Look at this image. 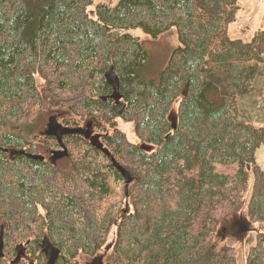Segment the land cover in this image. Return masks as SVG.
<instances>
[{"label": "trees", "instance_id": "1", "mask_svg": "<svg viewBox=\"0 0 264 264\" xmlns=\"http://www.w3.org/2000/svg\"><path fill=\"white\" fill-rule=\"evenodd\" d=\"M240 8L0 0V264H50V250L61 252L52 264H238L241 243L245 264H264V125L239 109L264 70V31L233 38ZM137 28L178 32L156 81L141 76L148 55ZM45 108L65 114V140H55L67 149L55 157V135H32ZM90 126L101 132L80 134ZM58 155L69 170L55 166ZM244 221L241 241L233 232Z\"/></svg>", "mask_w": 264, "mask_h": 264}, {"label": "rangeland", "instance_id": "2", "mask_svg": "<svg viewBox=\"0 0 264 264\" xmlns=\"http://www.w3.org/2000/svg\"><path fill=\"white\" fill-rule=\"evenodd\" d=\"M119 2L120 0H93V6L104 4L113 9L118 5ZM240 7L241 8L237 20L230 26V35L235 39L250 41L257 31H264V0H240ZM131 34L138 38L143 50L148 55L146 63L140 68L141 76L144 80L147 81L158 80L173 51L179 46V38L176 28L168 30L157 38H153L152 36L146 34L140 28L132 30ZM263 72L264 70L258 76L254 88L239 100L240 119L243 121H251L261 125H264ZM70 116L71 115H67L66 117ZM64 117L65 114L56 109L51 110L45 108L35 116L33 120L34 122H32L33 125L31 124V129L34 133L32 135H38L41 133L48 134L50 132L55 135L51 136V145L49 146L51 147V151L49 154L52 155V157L54 156L52 151L54 153L64 152L67 149V146L65 144L61 145L57 142L58 140H55V138L65 140L64 132H61L62 129H66L62 124V119ZM117 122L118 129L125 132L129 141L132 143H138V139L134 133L133 123L124 122L120 118ZM93 125L96 126V124ZM84 130H87V127H85ZM91 130H93V132H91ZM95 131L101 132L96 127H90V129H88V132H91L92 134H94ZM52 141H54L55 143ZM100 157L103 158L104 155L101 154ZM67 159L68 157L58 155L56 158H53V161L58 169L69 170L73 162L70 159ZM256 159L258 164H260L264 168V147H261L257 150ZM239 218L240 217L236 218V224L238 223ZM240 223H242L240 224V226L242 225L243 228L239 230L236 227L233 234H235L239 240L243 241L240 237L244 235L243 229H245L246 222L244 221ZM5 225V220L1 219V233H3ZM222 240H227L226 236L223 235ZM247 250V246L241 243L237 258L238 264H245L246 255L248 252ZM81 262L83 264H101V261L99 259L95 260L87 256L81 257Z\"/></svg>", "mask_w": 264, "mask_h": 264}, {"label": "water", "instance_id": "3", "mask_svg": "<svg viewBox=\"0 0 264 264\" xmlns=\"http://www.w3.org/2000/svg\"><path fill=\"white\" fill-rule=\"evenodd\" d=\"M115 80L116 81V84L114 85L113 84V93H112V98L116 101V102H119L121 100V95L118 93V81L115 77H111L110 78V83L112 85V81ZM140 148L146 152H151L154 147L150 144H147V143H142L140 145ZM127 183H129V180L127 179ZM61 252L60 250H50L49 253H47V258H48V262L50 264H52L55 260H57L60 256Z\"/></svg>", "mask_w": 264, "mask_h": 264}, {"label": "flooded vegetation", "instance_id": "4", "mask_svg": "<svg viewBox=\"0 0 264 264\" xmlns=\"http://www.w3.org/2000/svg\"><path fill=\"white\" fill-rule=\"evenodd\" d=\"M113 84L115 85L116 84V81L115 80H113L112 81V87H113ZM90 127H92V126H90ZM90 127H87V130H80V134L81 135H87L89 138L90 137H92L94 134H92L91 132H93V130H91V132L89 133V132H87L88 131V129H90ZM50 251H48L47 253H49ZM93 259H97V258H93Z\"/></svg>", "mask_w": 264, "mask_h": 264}, {"label": "crops", "instance_id": "5", "mask_svg": "<svg viewBox=\"0 0 264 264\" xmlns=\"http://www.w3.org/2000/svg\"><path fill=\"white\" fill-rule=\"evenodd\" d=\"M262 77H264V72H263V74H262ZM254 88V87H253Z\"/></svg>", "mask_w": 264, "mask_h": 264}]
</instances>
